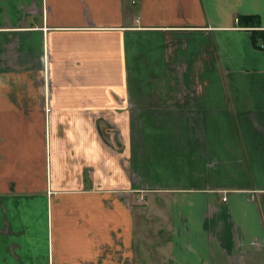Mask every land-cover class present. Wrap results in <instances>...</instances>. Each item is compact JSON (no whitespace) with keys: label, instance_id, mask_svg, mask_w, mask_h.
<instances>
[{"label":"crops","instance_id":"crops-1","mask_svg":"<svg viewBox=\"0 0 264 264\" xmlns=\"http://www.w3.org/2000/svg\"><path fill=\"white\" fill-rule=\"evenodd\" d=\"M0 264H264V0H0Z\"/></svg>","mask_w":264,"mask_h":264},{"label":"trees","instance_id":"trees-1","mask_svg":"<svg viewBox=\"0 0 264 264\" xmlns=\"http://www.w3.org/2000/svg\"><path fill=\"white\" fill-rule=\"evenodd\" d=\"M239 22H242V23H247V24H250L251 26H253V24H257L256 21H252L251 19H247V18H240L238 19Z\"/></svg>","mask_w":264,"mask_h":264}]
</instances>
